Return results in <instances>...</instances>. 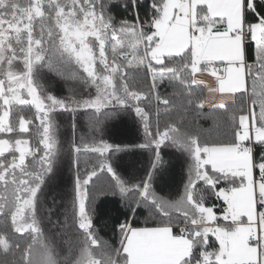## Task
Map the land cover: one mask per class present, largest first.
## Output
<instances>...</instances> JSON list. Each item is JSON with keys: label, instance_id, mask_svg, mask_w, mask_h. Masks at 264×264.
<instances>
[{"label": "snow or ice", "instance_id": "snow-or-ice-1", "mask_svg": "<svg viewBox=\"0 0 264 264\" xmlns=\"http://www.w3.org/2000/svg\"><path fill=\"white\" fill-rule=\"evenodd\" d=\"M116 6L0 0V254L19 253L11 264H264V0H122L130 10L122 18ZM49 73L80 90L53 94ZM165 82L187 107H207V118L223 121V138L174 121L161 126L159 111L153 121V98L171 116L174 100L159 91ZM81 110L101 134L107 121L134 112L144 143L73 139V188L58 203L56 118ZM162 145L185 155L175 199L153 187ZM135 147L150 152L149 162L140 179H125L116 154ZM82 149L97 158L83 170ZM100 174H109L111 192L133 217L148 213L143 226L125 213L109 239L100 235L96 199L107 195L96 189ZM61 207L63 221H53Z\"/></svg>", "mask_w": 264, "mask_h": 264}, {"label": "trees", "instance_id": "trees-1", "mask_svg": "<svg viewBox=\"0 0 264 264\" xmlns=\"http://www.w3.org/2000/svg\"><path fill=\"white\" fill-rule=\"evenodd\" d=\"M117 6L113 7L112 11L117 15L118 18H122L129 15V12H125L122 7L119 6L122 0H116ZM47 86L53 94L60 97H67L70 94V89L80 90L79 83L77 81H65L60 77H57L54 73H49V81ZM146 86V85H145ZM162 96H168L173 98L174 103L168 106L169 111H171V116H164L163 113L166 111V106L162 103L157 104L155 98L148 102V108L152 112V119L155 121L156 113L159 111L161 113L160 121L161 126H163L165 121L176 122L177 126L181 124L184 125L185 129L188 128H199L203 130V134L210 139L223 138V133L225 132V125L223 121L214 122L212 119L207 118L210 115V110L205 107L201 111L187 107V102L182 99L179 95H176L178 89L168 86L165 82L164 86L159 89ZM144 107V104L140 105ZM58 127V139L61 142L62 151L60 158L57 161L56 175L52 182V187L57 193L56 200L59 203L61 196L70 194L73 188V180L75 176L76 165L73 160L76 158L75 154L69 155L71 142L75 139L77 144L81 143V138L85 143H90L93 139H100L101 135L103 139L107 140L109 143L121 144L122 146L139 145L144 143V133L142 125L139 118L135 116L134 112L120 113L114 119L109 120L105 123L103 127V132L93 133L90 129L88 118L83 110L76 112L75 114L71 112H62L57 116ZM75 123V127H73ZM162 156L168 152L172 172H174L175 183L167 187V185L159 184L157 186V193L161 196L165 195L168 191H174L177 189L183 191V182L186 178L187 166L185 163V155L176 148L161 146ZM150 152L147 149L135 147L130 148L126 152H120L116 154L114 166L117 171L125 179L130 177H135L137 180L140 179L145 172V168L149 162ZM81 164V170L85 167L87 163L88 167H91L93 163L96 162V156L90 152H85L82 149L81 155L79 157ZM110 176L109 174H100L99 179L94 178L96 189L101 192L107 193V195H100L96 199V213L97 220L96 226L100 231V235L109 239L112 236V225L119 219L123 220L125 218V213H127L128 218L133 220L134 226H143L148 217V213L145 210H139L135 213L133 217L132 213L128 212L125 207L124 202L121 197L113 195L110 190L109 184ZM171 198H177L176 195ZM213 201L209 200L208 203ZM217 205L220 204L219 201H215ZM63 208H58L54 211L52 216L53 221H63L64 217L61 215ZM7 225L10 227L11 220L10 217L7 219ZM5 226V218L3 214H0V231L3 230ZM45 235L51 239L53 236V229L51 225H47L45 229ZM57 243H60L59 238H57ZM35 255V253H34ZM19 253H16L15 257L9 255L5 257L0 254V260L7 261V264H11L14 259H18Z\"/></svg>", "mask_w": 264, "mask_h": 264}, {"label": "rangeland", "instance_id": "rangeland-1", "mask_svg": "<svg viewBox=\"0 0 264 264\" xmlns=\"http://www.w3.org/2000/svg\"><path fill=\"white\" fill-rule=\"evenodd\" d=\"M170 154L168 152L165 153L163 156L164 165L163 169L157 173V176L155 180L153 181V187L155 191L157 192V186L159 184L167 185V187L172 186L175 183V176L174 172H172L171 163L170 160H168V157ZM182 193V190L179 191L177 189H174V191H168L165 195H163L166 198H171L172 196L176 195L178 197ZM173 199V198H171Z\"/></svg>", "mask_w": 264, "mask_h": 264}]
</instances>
